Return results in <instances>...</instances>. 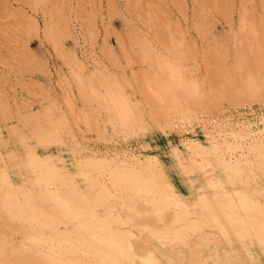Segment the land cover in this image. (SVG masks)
Masks as SVG:
<instances>
[{
	"label": "rangeland",
	"instance_id": "obj_1",
	"mask_svg": "<svg viewBox=\"0 0 264 264\" xmlns=\"http://www.w3.org/2000/svg\"><path fill=\"white\" fill-rule=\"evenodd\" d=\"M262 131L264 0H0V264H264L237 199L264 208ZM104 158L157 160L198 230L137 172L89 167L92 189L78 164Z\"/></svg>",
	"mask_w": 264,
	"mask_h": 264
},
{
	"label": "bare ground",
	"instance_id": "obj_2",
	"mask_svg": "<svg viewBox=\"0 0 264 264\" xmlns=\"http://www.w3.org/2000/svg\"><path fill=\"white\" fill-rule=\"evenodd\" d=\"M119 95V94H118ZM117 98V97H116ZM118 99V98H117ZM116 99V100H117ZM123 100V99H122ZM119 100L117 101V105L119 104ZM119 107V105H118ZM121 107V106H120ZM119 107V108H120ZM124 111H126V107H123ZM132 114V113H131ZM122 119V118H121ZM129 121V119H127ZM170 120V119H169ZM130 123V122H129ZM258 133V132H257ZM255 137L256 140H254V144H252V148L251 149L253 152L255 151H259V150H264V131H262V133H259L257 134ZM236 138V137H235ZM193 143V142H192ZM223 144V143H222ZM225 144V143H224ZM218 144H213L212 143V146H211V149L212 151H210L211 153H216V149ZM227 146V145H225ZM191 147V145H190ZM194 147V146H193ZM222 147V146H221ZM224 147V146H223ZM220 148V147H219ZM218 148V149H219ZM225 148V147H224ZM227 148L229 147H226L225 149L227 150ZM235 148V147H234ZM204 151H202L203 154H207V151L209 150H205V148H203ZM222 149V148H221ZM231 149V148H230ZM233 150V149H231ZM230 150V151H231ZM192 151V150H191ZM228 151V150H227ZM229 151V152H230ZM217 153H218V150H217ZM262 153V152H261ZM196 154H199L198 153V150L195 152H191V156H195ZM222 154H223V151H222ZM96 157V156H95ZM200 157V156H199ZM215 157V160L217 162V165H219L221 168H223L224 170L226 171H232L233 168H235V165H232L230 164L229 162H226L224 159L222 158H218L216 154H214ZM195 158V157H194ZM102 159V158H101ZM101 159H88V160H84V161H81L79 162V168H80V172L79 174L82 175L88 182H90V187L92 189L96 188L97 189V192H100V194L104 193L106 191V188L101 185V186H98L97 183H96V180H93V179H89L87 174H86V171L87 169H90L89 167L93 168V166L95 167V169L97 170V168L99 167H108V169L110 168L111 169V164L114 165V167H119V168H124V169H128L131 170L132 172L134 171L137 176L135 177V173L133 172V175H131V178L132 176L135 177L133 179V184H130V183H127V191H130V189H134V191H136V194L139 195H145L147 196L146 200V203H149L150 205H152L153 207L155 206H161V207H173L174 208V213H173V216H172V221L173 223L175 224H179L181 225L182 227H191L193 229H197L200 224L198 223L197 220H195L194 218H190L188 216V213H187V210H186V206L185 204L183 203V201L180 199L178 193L173 189V186L172 184L169 182V180L167 179V177L165 176L163 170L160 168L161 165H159L158 161L157 160H151L149 158H146L144 160H132V161H127L124 163H120V165H117V164H113V162H106L105 161V158L104 160H101ZM113 161V160H112ZM123 161V160H122ZM121 162V161H120ZM160 162V161H159ZM203 162V161H202ZM53 163V162H52ZM194 163H197L196 161ZM193 163V165H191L192 167L194 168H198V166L196 167L195 164ZM99 164V165H98ZM161 164V163H160ZM184 164V163H183ZM191 164V163H190ZM202 164V163H200ZM198 164V165H200ZM160 166V167H159ZM190 166V165H189ZM159 168V169H158ZM104 169V168H103ZM188 169V168H187ZM186 167L183 168V170H187ZM59 170L61 169H58L56 168L55 166L51 165V166H46V171H50L51 173H53L55 179L62 185V186H67V185H70L72 186L73 185V182H72V179L69 180V182H67L66 180L64 181L63 179L60 178V173H59ZM114 171V170H113ZM126 171V170H125ZM130 172V171H129ZM184 172V171H183ZM234 172V171H233ZM124 173V172H123ZM138 173H140L141 175H138ZM126 174V173H125ZM232 174V173H231ZM103 175V174H102ZM105 175V174H104ZM129 175V173H128ZM127 176V174H126ZM62 177V175H61ZM103 177V176H102ZM129 177V176H128ZM65 178V177H63ZM106 178V176H105ZM125 178V177H124ZM92 180V181H90ZM103 180V179H102ZM100 181V180H99ZM208 181V180H207ZM130 182V181H128ZM212 182V181H210ZM207 183L206 186H208L210 189H217L219 188V184L216 185V183ZM100 184V183H99ZM205 184V183H204ZM105 185L107 186V184L105 183ZM109 188V186H108ZM75 190V189H74ZM208 190V189H207ZM76 194L75 197L77 199H79L81 202L83 201H86V197H81L79 196V194L81 192H77V190H75ZM110 192V191H109ZM111 193V192H110ZM82 194V193H81ZM107 194V193H106ZM130 196V195H129ZM128 198V196H126ZM125 197V198H126ZM238 198V204L240 206V208L245 212V213H248L249 214H252V213H256L258 216L257 218H260V217H264V208H260L258 207V205L254 202H252L250 199H247L245 198L244 196L242 198H240V195L238 194L237 196ZM145 198V197H144ZM133 199V198H132ZM227 200V199H226ZM225 200V201H226ZM223 201L222 203L220 201H217L216 199H214L212 203L213 206H211V203H208L209 205V208L210 211H211V216H212V221L213 223L219 227L220 226V220L218 218V216L215 214L216 212H214V209H217V210H221L222 208H227V204L226 202ZM125 202V201H124ZM143 202V201H142ZM130 204V203H128ZM139 204V203H138ZM145 205V204H144ZM144 205H141L144 207ZM139 206V205H138ZM140 207V206H139ZM142 207V208H143ZM188 209V208H187ZM144 211V208L142 209ZM225 211V210H224ZM220 214V213H218ZM220 216V215H219ZM221 218V217H220ZM261 220V219H260ZM228 226H231V228H233V230L235 231V234L236 236L238 237H243L245 236V233L242 229V225L241 223L239 222L238 219L236 218H224V220ZM222 221V222H223ZM261 223H258L257 221H249L251 227H252V230L255 234V237H256V240L259 244H261L262 246H264V221H260ZM224 225V224H223ZM222 225V226H223ZM225 226V225H224ZM227 227V226H226ZM198 230V229H197ZM221 231V230H220ZM227 231H229L227 229ZM182 231H179L177 232L176 234H180ZM229 234V233H228ZM175 235V239H179V241L181 240L183 242V237L184 235H181L180 236H177ZM230 237V236H229ZM233 240V239H232ZM180 241V242H181ZM183 244V243H182ZM260 245V246H261ZM261 246V247H262ZM151 263V262H149ZM148 264V263H147Z\"/></svg>",
	"mask_w": 264,
	"mask_h": 264
}]
</instances>
